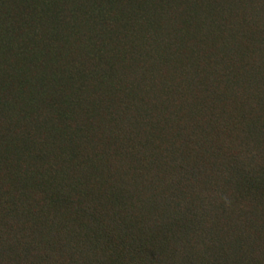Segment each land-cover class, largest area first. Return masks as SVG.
I'll use <instances>...</instances> for the list:
<instances>
[{
    "label": "trees",
    "instance_id": "16d2710c",
    "mask_svg": "<svg viewBox=\"0 0 264 264\" xmlns=\"http://www.w3.org/2000/svg\"><path fill=\"white\" fill-rule=\"evenodd\" d=\"M0 264H264V0H0Z\"/></svg>",
    "mask_w": 264,
    "mask_h": 264
}]
</instances>
